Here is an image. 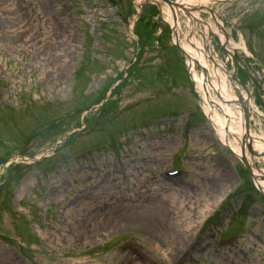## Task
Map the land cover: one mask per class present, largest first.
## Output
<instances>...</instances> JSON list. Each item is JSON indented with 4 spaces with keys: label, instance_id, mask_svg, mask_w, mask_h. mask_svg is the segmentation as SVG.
<instances>
[{
    "label": "rangeland",
    "instance_id": "rangeland-1",
    "mask_svg": "<svg viewBox=\"0 0 264 264\" xmlns=\"http://www.w3.org/2000/svg\"><path fill=\"white\" fill-rule=\"evenodd\" d=\"M137 4L0 0V264H264V201L234 154L214 142L164 17L143 4L135 24ZM214 8L224 28L237 30L234 43L240 34L264 66V0ZM134 25L142 47L129 38ZM237 59L262 116L252 114L250 131L264 140V77ZM159 122L170 133L149 136ZM175 167L188 175L165 179ZM235 191L254 204L228 203ZM223 215L231 217L224 223ZM211 232L243 236L214 249L206 247ZM126 238L135 246L119 251Z\"/></svg>",
    "mask_w": 264,
    "mask_h": 264
},
{
    "label": "bare ground",
    "instance_id": "bare-ground-1",
    "mask_svg": "<svg viewBox=\"0 0 264 264\" xmlns=\"http://www.w3.org/2000/svg\"><path fill=\"white\" fill-rule=\"evenodd\" d=\"M206 0H183L178 1L176 4H183L186 8L192 5L193 3L203 4L206 3ZM166 8H169L170 6H165ZM171 13L177 14V9H169ZM209 29L212 31V33L216 36L218 43L222 44L224 41V38L222 34H219L213 27ZM201 33L206 36L208 32V27H204L202 29H198ZM226 50L229 52H232V48H243V43L241 42V39L239 41V44H234L231 40L226 41ZM182 51L190 58L189 60V67L191 69L194 67V61L201 64L205 69L207 73V80H204V83L199 85H196V92L199 94H203L205 97V100L207 101V104L204 106L205 113L208 114L210 124L212 125L214 131L216 132L218 140L223 144H228L231 149L233 150L234 155L239 158L240 157V146L237 145L236 141L238 143H242V152L245 159L250 156H248V152L251 149V152L253 151V157H259L264 158V140L256 139L254 137H251V135H244V129H243V122L241 120V116L239 112L236 109H233L231 107L224 106L221 103H218L214 99V92H220L223 98L226 99H235V97L232 96L231 90L229 88V85L226 81V77H224L223 69L224 67L222 64L218 61H216L217 56L213 53L214 50L210 48L209 45H207V51L210 55V59L207 60V58L203 57L200 53V43L196 39L189 40L188 44H179ZM216 56V59H215ZM227 59H231V54L228 55ZM216 65H215V64ZM218 67V68H217ZM194 70V69H192ZM194 79L200 80L199 77L196 76V72H194ZM207 81V82H205ZM202 89H205V92L203 93ZM250 105V111L252 113L257 114V111L252 108L253 104L250 101L248 103ZM235 108V107H234ZM235 136V140L231 139L228 141V136ZM248 137V139H246ZM258 159V164L256 163L257 160H254V158L250 157L248 160L250 161L252 166L258 167L259 171L254 172L253 174L255 177H258V175L261 174V165H262V159ZM259 173V174H258ZM259 188L264 192V182H261L258 180ZM158 208L157 210H161V207L159 204H155L152 208L153 210ZM153 210L149 211L151 213ZM156 210V211H157ZM155 212V211H154Z\"/></svg>",
    "mask_w": 264,
    "mask_h": 264
},
{
    "label": "water",
    "instance_id": "water-1",
    "mask_svg": "<svg viewBox=\"0 0 264 264\" xmlns=\"http://www.w3.org/2000/svg\"><path fill=\"white\" fill-rule=\"evenodd\" d=\"M145 1H146V2H150V0H145ZM154 1H158V2L164 3V4H166V5L170 6V7L178 8V9H180V10L183 9L180 5H176V4H174V2L171 1V0H154ZM170 7H169V8H170ZM176 48L178 49L177 46H176ZM245 127H246V129H248V125H247V123L245 124ZM241 162L244 164V166H245V167L247 168V170L249 171V174H250L252 180L255 181V177L252 175V173H251V169H250V167H248V165L245 163V160H244V159H241Z\"/></svg>",
    "mask_w": 264,
    "mask_h": 264
}]
</instances>
